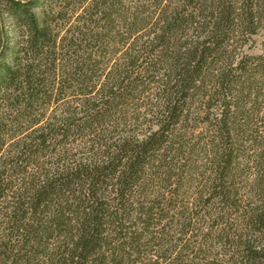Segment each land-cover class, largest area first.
<instances>
[{"label": "trees", "instance_id": "trees-1", "mask_svg": "<svg viewBox=\"0 0 264 264\" xmlns=\"http://www.w3.org/2000/svg\"><path fill=\"white\" fill-rule=\"evenodd\" d=\"M0 22V264H264V0Z\"/></svg>", "mask_w": 264, "mask_h": 264}, {"label": "clouds", "instance_id": "clouds-1", "mask_svg": "<svg viewBox=\"0 0 264 264\" xmlns=\"http://www.w3.org/2000/svg\"><path fill=\"white\" fill-rule=\"evenodd\" d=\"M19 2H20V3H26L27 0H19ZM34 11H35V10H34ZM5 19L8 20V21H11V20L13 19V17L11 16V14H7V15L5 16ZM3 26H4L3 22H0V27H3Z\"/></svg>", "mask_w": 264, "mask_h": 264}]
</instances>
